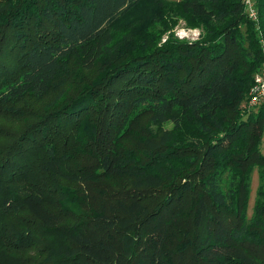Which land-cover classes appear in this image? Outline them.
Segmentation results:
<instances>
[{
	"label": "trees",
	"instance_id": "1",
	"mask_svg": "<svg viewBox=\"0 0 264 264\" xmlns=\"http://www.w3.org/2000/svg\"><path fill=\"white\" fill-rule=\"evenodd\" d=\"M254 1L256 20L243 0H0V264H263L264 102L241 106L264 56ZM179 18L199 38L158 46ZM70 65L102 75L69 93Z\"/></svg>",
	"mask_w": 264,
	"mask_h": 264
},
{
	"label": "rangeland",
	"instance_id": "2",
	"mask_svg": "<svg viewBox=\"0 0 264 264\" xmlns=\"http://www.w3.org/2000/svg\"><path fill=\"white\" fill-rule=\"evenodd\" d=\"M166 1L177 2L179 0H166ZM250 1H251L253 8L255 9V11H257L256 6H255V1L254 0H250ZM243 3H244L245 11H246V13H248L247 8L245 6V0H243ZM151 10H152V4L150 3V1H146V2L142 3L137 9H135L130 14V17L127 20H125L124 23L120 22L114 27L115 36H119L126 28H128L131 25V24H129L130 22L133 25H135L136 21L141 23V21H143L146 17L152 16L153 12H151ZM200 32H201V29L199 27H189L183 19L179 18V19H176V21L174 22V25L172 27H170L169 29L159 30V33L155 34V40L158 41V43L156 41L158 46L162 45L168 39L169 35L172 34V37H174L177 40L195 41L199 38ZM263 64H264V56H263V59H262V62H261L259 69L253 75V82H252L251 86L249 87L248 92L246 94L247 99L245 102H243L241 104V106H243V107H246V108L252 107V106L255 107V105H256V104H249V98H250L249 92H250V88L252 87V85L255 82L254 77L256 74L261 73ZM70 70H71L72 74L74 73V75H71L67 78V80L70 82L69 93L74 92L75 91V89H74L75 84L79 85L81 81H84V78H86L89 82L92 83V82L98 80L102 75V72H101L99 67H96L91 71H84V70H81L79 68V66L73 65L70 67ZM63 96H66V95H63ZM45 103H46L45 99H43V100H39V101L35 102L34 104L35 105L37 104L39 106V109H40L41 107L45 106ZM111 111H112V109H111ZM146 117H147V115H142L136 119L138 121V124L140 125V127L145 132L158 133L160 130L170 129L172 126L170 121H165L161 124H149L148 122H146L147 121ZM2 119L3 118L0 117V120H2ZM135 141H136V138L133 136H127L123 139V143H128V144H134ZM260 150L264 154V131L262 134ZM176 161L178 162V160H176ZM182 163H183L184 168L186 167L185 170L191 169V167L189 165H187L186 161L182 160ZM106 179L109 180L110 191L111 190L116 191V190H119V189L126 186V177H124V176H116L113 178L109 177ZM249 182H250V189H249V194H248V199H247V207H246L247 217H251L253 215V206L255 204L256 193H257V190L259 188V176H258L257 171L255 169L251 173ZM225 212L226 211L223 209L222 214H225ZM248 250H249V255L252 258V260H255V257H257V255H258V257H260V260L262 259L261 258V250L257 251L255 246H253V245L250 246V244H248ZM263 264H264V262H263Z\"/></svg>",
	"mask_w": 264,
	"mask_h": 264
},
{
	"label": "built area",
	"instance_id": "3",
	"mask_svg": "<svg viewBox=\"0 0 264 264\" xmlns=\"http://www.w3.org/2000/svg\"><path fill=\"white\" fill-rule=\"evenodd\" d=\"M245 6L248 11L249 17L256 20V11L253 8L250 0H245ZM262 48L264 50V42H262ZM255 82L250 88V98H249V104H258L260 102H264V64L262 67V71L260 74H256Z\"/></svg>",
	"mask_w": 264,
	"mask_h": 264
}]
</instances>
